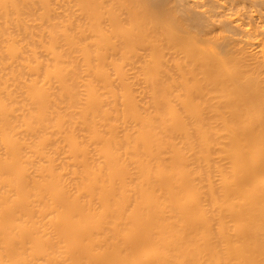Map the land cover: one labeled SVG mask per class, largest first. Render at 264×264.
I'll return each mask as SVG.
<instances>
[{
  "label": "bare ground",
  "instance_id": "obj_1",
  "mask_svg": "<svg viewBox=\"0 0 264 264\" xmlns=\"http://www.w3.org/2000/svg\"><path fill=\"white\" fill-rule=\"evenodd\" d=\"M249 1L0 0V264H264Z\"/></svg>",
  "mask_w": 264,
  "mask_h": 264
},
{
  "label": "rangeland",
  "instance_id": "obj_2",
  "mask_svg": "<svg viewBox=\"0 0 264 264\" xmlns=\"http://www.w3.org/2000/svg\"><path fill=\"white\" fill-rule=\"evenodd\" d=\"M204 1H205V0H202V1H201V3L203 2V3H202L203 5H204V3H205L207 0H206L205 2H204ZM209 1H210V0L207 1L209 4H207V2H206L205 5H204V7H203L202 4L200 3V1L197 0V2H198L197 5H198V6L200 5V6H199L200 8L203 7V8H201V9L203 10L204 8H206V5H207V9H208L209 7H210V8L212 7L213 9H214V8L218 9L219 6H220V4H223V1H222V0H220V2L222 1V3H220V4H217V3H215V1H214L215 4H214V3H213V4H214L215 6H216V5H219V6H217V7L214 6V7H213V4H212L213 0H211L210 2H209ZM224 1H225V0H224ZM229 1H230L229 3H231V0H229ZM236 1H239V3H245V2H246L245 4H241V6H244L245 8L247 7V6H245L247 3L249 4V5H248L249 8H251L252 5H253V4H252V1H249V2H250V3H249V2H247L248 0H246V1L243 0V2H242V0H235V1L233 0L232 2H233V5H234V8H235L236 5H239V3L237 4ZM244 1H245V2H244ZM226 2H227V0H226L225 3H224V5L226 4V6H224V5L222 6V5H221L220 7H221V9H223L224 11H226V13H229L228 11H230L229 9L231 8V6L233 7V5H232V3H231L230 6H229V3H228V5H227ZM235 2H236V3H235ZM210 3H211V5H210ZM234 3H235V4H234ZM253 3H254V1H253ZM250 4H252V5H250ZM191 6H192V8H193V5H191ZM241 6L239 5V6L236 7V8H240V9H241V8H242ZM250 6H251V7H250ZM195 7H197V6H194V10H195ZM223 7H224V8H226V7L228 8V7H230V8H229V9L226 8V9L228 10V11H227V10H225ZM257 7H258V6H257ZM200 8H199V9H200ZM236 8H235V9H236ZM252 8H253V9L256 8V7H255V3H254V5H253ZM199 9H198V7L196 8V10H199ZM201 9H200V10H201ZM235 9L233 10V8H231L232 12L235 11ZM246 9H247V8H246ZM248 10H249V9H248ZM251 10H252V9H251ZM216 11H217V10H216ZM218 11H219V12L221 11L222 13H224V11L220 10V8L218 9ZM256 21H257V19H256Z\"/></svg>",
  "mask_w": 264,
  "mask_h": 264
}]
</instances>
